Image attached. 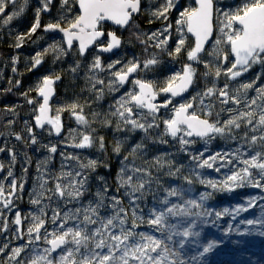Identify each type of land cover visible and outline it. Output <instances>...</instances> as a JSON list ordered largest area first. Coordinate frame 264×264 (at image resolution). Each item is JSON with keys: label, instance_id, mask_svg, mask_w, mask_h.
Masks as SVG:
<instances>
[{"label": "rangeland", "instance_id": "rangeland-1", "mask_svg": "<svg viewBox=\"0 0 264 264\" xmlns=\"http://www.w3.org/2000/svg\"><path fill=\"white\" fill-rule=\"evenodd\" d=\"M155 1L142 0L140 16L142 22L137 26L136 40L128 39L121 51L113 55H103L95 47L94 50L89 51L86 57H81L78 46L68 49L64 37L59 33L41 31L38 35L36 30L35 33L29 35L30 29L36 22L37 10L41 9V6L35 5L33 0L15 5L0 19V47H2L0 53V96H3V99L0 97V149H3L0 151V164L3 165V168L0 169V186H3L5 197L11 200V204L8 206L0 202V264L14 263L11 261L6 263L3 260L7 259L13 239L21 242L19 247H25V251L15 260V264H30L37 254H43L44 248L50 247L44 242L43 229H41V240L34 241L32 245L28 244L27 229L33 223L32 216L38 215L39 208L44 205H48L45 208L48 214V222L45 227L48 232L54 231L55 228L50 221L52 209L59 207L61 215H63L69 209L80 208L82 218L83 209H87L90 204L95 207L99 201L97 193L104 197V206L98 210L100 217L106 219L114 214L111 198L117 197L122 201L121 206L127 211L130 223L132 208L135 205L130 203L132 198L125 194L131 189L121 186L122 169L125 177H133V182L138 179L150 180V183L145 185L143 198L136 200V205L139 206L136 208L137 215L144 216L145 219L148 218L150 209L160 210L167 207L161 201L166 197V190L172 188L180 190L183 195L168 197L170 205L184 206L186 200H196L203 205L199 209H192L193 213H201L199 216L169 218V223H180L181 230L195 222L196 227L193 231L200 233L199 237L187 238L183 248L180 247V241L185 238L173 236L172 241L165 239V243L169 247L170 260H175L176 264H180V261H183L184 264H264V235L261 234L264 233V224L249 225L247 223L249 220H264V188L245 184V186L237 187L232 191L214 190L200 182L201 180H213L218 182L219 187L220 182L224 181L227 176L245 167L240 163L238 157L249 159L257 152L264 154V142L259 139L255 144L250 142L253 136L259 137L264 134V131L256 124L260 113L257 114L258 111L254 109L253 112L256 116L253 117V125L242 122L240 129L233 130L231 138L219 135L210 140L208 138L197 140L193 137H185L194 141L188 146H182L179 143V137L173 139L170 135H166L163 123L164 120L171 117L173 106L191 100L193 96H197V93L213 85L223 88L225 83L229 86V92L236 95V89L241 84L255 82L252 89L240 90V106L221 105L217 97L213 96L211 98L213 107L202 112L199 104L200 97H197L192 110L197 111L201 118H207L212 122L218 120L221 125L231 116L237 114L236 111L229 113L227 109L252 111L253 107L249 108L248 105L254 99L252 94L257 92L258 88L263 87L261 78L264 66L259 63L254 64L252 72L237 81L228 80L223 71L219 79L212 75H204L206 72L205 63L212 62L213 65L218 63L223 70L230 67V63L234 60L229 54V62L223 63L216 61L211 55L215 39L221 35L217 12L220 13V19H222L224 11L234 10L245 0H213L215 36L206 52L200 56V63L187 59V52L195 47V40L187 32L186 25L183 26L185 43L181 46L182 50L178 55H169V52L174 51L178 42L176 37L170 34L175 29L163 37L159 36V40H164L170 35L171 38L168 39L167 44L169 40L175 39L170 50L166 49L165 45L156 47L155 44L158 41L155 37L149 39L153 33H161V25L169 27L173 18L179 19L181 11L187 8H196L194 0H184L182 6L175 12L173 10L176 6L170 9L167 12V20L164 17L158 18L152 15L155 10L153 6ZM166 2L167 0H165V5ZM62 4L63 0L58 6L59 16L64 14V10H60ZM14 12L18 15L14 16L10 22L4 23L5 18ZM41 15L40 11L39 21ZM19 37H23V40L20 41ZM5 43L7 44L5 45ZM18 43L21 44L20 47H17ZM220 47L228 51L227 44L222 43ZM60 49L64 51L61 52ZM38 53L41 54L42 63L33 67L34 58ZM153 55L158 61L164 62L162 63L165 69L160 70L157 64L147 69L143 68V62ZM97 56L101 60L103 70L92 68ZM115 61H120V63L109 70L107 66ZM130 61H139L141 68L135 72L127 86H120L117 91L107 93L103 88L104 83H97L99 80L105 82L106 77L111 81L113 79L112 72L124 67ZM185 64H192L196 69L192 92L181 99H174L170 94L159 92V88L171 76L182 72ZM45 76L60 77L55 80L56 97L52 102V118H55L57 109H66L70 104H77L79 106L77 112L80 109L83 110L82 114L87 119V124L79 123L70 110H63L60 112L61 125L64 127L62 135L57 136L51 125H47L43 131L38 130L35 123V116L38 112L35 110L42 103V99L35 88ZM257 77H259L258 80ZM135 79L153 84L159 97L158 101L153 103L162 105L166 100H172V104H169L167 108L161 107L157 113L155 123H158L159 127L150 128L147 132L141 129L133 131L131 125H124L120 117L113 115L117 106L116 102L122 96L129 91H138V87L133 84ZM28 99H32L34 103L29 104ZM204 102L205 104L210 103L208 99H205ZM256 103L260 102L256 101ZM243 106L246 108L244 109ZM222 108L225 110L221 111ZM141 111L147 116V120H141V122L151 121V116L146 109L137 110V116L134 118L140 119ZM207 111H211V116L206 115ZM254 126L257 127L255 132L251 130ZM28 129H32L35 134L37 141L35 144L32 143V135ZM83 135H89L92 138V147L76 148L73 146L79 142ZM17 136H20L21 139H17ZM101 138H103V148L100 147ZM117 145L120 146L119 153L115 151ZM136 145H141V147L133 153ZM52 146L57 149L55 153L49 151ZM236 149H240L239 154H235ZM218 152L221 154L233 153L234 155L228 157L232 163L222 164L218 160L212 168H199L197 161L192 160L193 154L203 153V156L200 157L202 160ZM13 155H15V160H13ZM89 161L97 162L95 168L81 167V165H87ZM216 167H220V170L216 171ZM136 168L146 169L151 174L150 177L135 172ZM178 168L179 171H177ZM9 171L12 172L11 176L8 175ZM252 172L254 179L259 178L258 170L252 169ZM68 173H71V176L67 175ZM76 173L81 175L77 177ZM84 177H87L84 194L71 203L66 204L67 198L62 200L47 191V189H54L56 183L67 186L73 178L83 180ZM185 177L191 179L192 183L189 184ZM13 181L16 182L17 193L9 196ZM42 183H44L45 196H51V200L42 198V204L37 206L31 201L41 191ZM261 183L264 184V181ZM21 185H23L22 190L20 189ZM67 190L71 191L70 188ZM204 193L211 195L201 201L200 197ZM136 195L139 196V193ZM2 199L0 198V200ZM252 200L255 203L250 207L249 201ZM239 207L247 208V210L235 214V210ZM225 209L228 210V213L224 212ZM19 211L22 212V223L18 226L15 224V218ZM205 212L211 213V215H203ZM217 212L222 215L217 217ZM5 225L7 230H5ZM71 225L72 221L66 226ZM98 226L99 224L89 227L91 229ZM135 232L164 238L146 223L140 224ZM213 241L216 242V247L201 256L203 248ZM34 249H39V253ZM81 253H84V249H81ZM61 254H63V248L57 253H52L49 259H53V264H57ZM80 258V256L76 257L77 260Z\"/></svg>", "mask_w": 264, "mask_h": 264}, {"label": "snow or ice", "instance_id": "snow-or-ice-1", "mask_svg": "<svg viewBox=\"0 0 264 264\" xmlns=\"http://www.w3.org/2000/svg\"><path fill=\"white\" fill-rule=\"evenodd\" d=\"M15 3V0H0V14H3L8 3ZM178 0H167L166 5L153 15L159 17H164L167 20V12L176 6ZM27 3V0H25ZM64 4H68V0H63ZM80 14L76 15L71 21H69L66 28L61 27L59 23L49 24L46 27L47 30H59L63 33L66 38L67 46L70 49L72 47L73 41H79V52L83 55L86 49L92 45L95 40L99 37L104 36V32L100 29L101 22L110 20L115 24L120 26H127L129 21L132 20L133 14L140 11V0H78ZM198 7L187 8L180 12V18L177 20V24L181 27L187 26V32L192 33L195 40V47L187 52V59L196 63H200L199 54L204 50V45L211 38L213 32V13L214 6L213 0H196ZM51 0H44L43 9L37 10V18L35 24L29 31V35L35 33L39 24V13L41 10L47 11ZM22 10V9H21ZM18 13L14 12L5 18L4 23L10 22L14 16ZM223 18L220 19V13L217 12V20L220 25L219 32L220 37H217L212 48L211 55L216 61H221L223 63H228L229 54L234 56V60L230 63V67L227 69L221 68L220 64L213 65L212 62L204 64L206 72L205 76L212 75L216 79L222 74L227 76L228 80H235L237 77L241 76L244 72H247L254 64H261L264 66V0H245V2L236 7L234 10L224 11L222 13ZM169 27L165 28V31H169ZM178 32L181 31L180 28L177 29ZM163 33H153L149 39L156 38L158 41L155 46L160 47L166 45L170 35L164 40H159V36ZM109 41L106 46L98 45V49L103 52H110L113 48L119 47L121 40L114 34L108 33ZM139 38V37H137ZM20 41L23 37L18 38ZM185 39L181 33V37L177 42L174 51L169 52V55H178L182 50V45H184ZM224 43L228 45V51H225L220 45ZM21 44L18 43L17 47ZM55 47V46H53ZM63 52V49H60ZM41 54L38 53L34 58L33 67L38 66L42 63ZM159 61L156 56L153 55L151 58L146 59L143 62V68L147 69L150 66L156 65ZM120 61H115L109 64L107 68L110 70L119 64ZM92 68L103 70V65L101 64L100 58L97 56L94 59ZM141 68V63L139 61H130L124 67L112 72L113 79L109 81L108 88L109 91H117L120 86H123L128 82V77ZM214 68V71H213ZM196 76V69L192 64H185L182 72H178L171 76L165 84L159 88V92L170 94L171 97H176L182 95L184 92L188 91L194 83V77ZM60 77L56 76H45L41 82H39L35 88L39 97L42 98V103L35 110L38 114L35 116L36 126L39 128H44L45 124L51 125L55 129V134L59 135L61 131V117L60 112L63 110H70L71 114L75 116L76 120L81 124H87L88 121L82 114L83 110L80 109L77 104H70L66 109H57L55 118L49 116L50 106L49 99L53 94V85L55 80ZM257 80L259 77L256 78ZM178 82V83H177ZM97 83L103 84V80L97 81ZM255 82L243 83L239 88L236 89V95H233L228 90V84L225 83L223 88H217L215 85L206 88V90L197 93V96H193L191 100L184 103H180L178 106H173L172 115L169 119L163 121L165 125V134L170 135L173 139L179 137V143L182 146H188L194 143L191 139H186L185 137H199L201 139L208 138L213 139L216 135L232 137V132L234 129H240L242 127V122L247 125H253V111H237L236 109H227L229 113L236 111L237 114L231 116L230 119L225 121L222 125L217 120L215 122L210 121L207 118H201V115L197 111L191 109L194 108V103L197 97H200L199 104L201 105V111L205 109H211L213 104L211 103V98L213 96L217 97L221 105L235 104L239 105L241 103V98L239 96L240 90H248L254 87ZM135 87H138V91H129L124 96H122L116 102V110L113 115L120 117L124 125H131V130L141 129L145 132L153 127H159L157 120V113L161 107L167 108L169 104H172V100H166L162 105H157L153 103L157 96V90L154 89L151 82H146L140 79H135L133 81ZM260 97L264 98V87L257 89ZM27 95V94H25ZM205 99L210 101L209 104H205ZM28 103L32 104L34 101L28 99ZM256 104V100L253 99L248 105L249 108ZM147 110V113L151 116V121L147 123L141 122V120H147V116L141 111L140 119L134 117L137 116V110ZM225 109H221L224 111ZM207 116H211V111L206 112ZM218 115V114H217ZM262 131H264V107H262L259 119L256 122ZM119 128V125L117 126ZM253 132L257 130L254 126L251 129ZM32 135V143L35 144L36 138L32 129H28ZM182 133V135H180ZM17 139H21L17 136ZM247 139V136H245ZM264 142V134L259 137L253 136L251 138V144H255L257 140ZM207 142V141H206ZM93 141L89 135H83L79 142L75 143L73 146L76 148H86L92 147ZM100 147L103 148V138L100 140ZM141 145H136L133 149L135 153L136 149H139ZM3 151V149H0ZM51 153L57 151L55 146L49 148ZM117 153L120 152V146L115 147ZM240 149L235 150V154H239ZM233 153H216L206 159H200L203 153L199 155H192V160L197 161V166L199 168H212L216 165L217 161L220 160L222 164H231L232 161L228 159ZM68 158V157H66ZM240 163L244 164L245 167L234 171L231 175L220 182L218 187V182L213 180H201L202 184H206L214 190H228L232 191L237 187H243L245 184H251L253 187L264 188V154L257 152L255 155L251 156L249 159H243L238 157ZM78 159V158H77ZM13 160H15V155H13ZM96 161H89L87 165H81V167L95 168ZM3 165L0 164V169ZM252 169L258 170L259 178H253ZM220 167H216V171H219ZM137 173H143L150 177V173L146 169L136 168L134 169ZM179 171V168L177 169ZM171 174V173H170ZM9 176L12 172L9 171ZM67 175L71 176V173ZM81 174L76 173L79 177ZM185 180L191 184L192 180L185 177ZM87 177L83 180H77L73 178L69 181L67 186H62L60 183H56L54 189H47L51 192L53 196H58L60 199H66V204L71 203L73 200H78L83 194L85 189V184ZM46 183V182H45ZM121 186L130 188V192L125 194L130 196L132 199L130 203L135 205L132 208L131 222L128 220L127 211L121 206L122 201L117 197H112V208L114 214L105 218L100 217L99 209L104 206V197L102 194L97 193L99 201L96 203L95 207L91 204L87 209H83V216L81 218V209H69L63 215L59 207L52 209V215L50 217L51 224L55 226L54 231L48 232L45 227L48 222V214L45 208L48 205H44L39 208V214L32 216V225L28 227V244L32 245L34 241H40L42 238L41 229L44 230L43 239L44 242L50 247L43 249V254H37L30 262V264H53V259H49L53 252L57 249L63 248V254L59 256L57 264H176L175 260H170L168 256L169 247L165 243L167 241H172L173 236H180L185 238L180 241V247H184V243L189 237H199L200 233L193 231L196 227V223L192 222L188 227H184L181 230L180 223H169L170 217H190L193 215L199 216L201 213H193V208H201L203 205L196 200H186L184 206L180 204H171L168 197H181L183 193L172 188L166 190V197L162 199L161 203L167 207L157 210L152 208L149 210L148 218L145 219L144 216L137 215L136 200L141 199L144 196V189L150 180L138 179L133 182L132 176H124V170H121L120 175ZM41 191L37 194L36 198L31 201L32 204L40 206L42 204V198L51 200V196H45L44 183L40 185ZM23 185L20 186L22 190ZM71 189L68 191L67 189ZM17 189L16 182L13 181L11 184V191L9 196L14 195ZM139 193V196L136 194ZM211 194L204 193L201 195L200 200H206ZM0 200L5 206L11 204V200L5 197L3 186H0ZM254 200L249 201V206H253ZM247 208L239 207L235 210V214L241 211H246ZM228 213V210H224ZM203 215H211V213L205 212ZM222 213L217 212L216 216H221ZM60 221L59 223H57ZM72 221L71 226H66ZM139 222V223H138ZM21 216L17 213L15 218V224L21 225ZM146 223L153 228L154 231L159 232L164 238H157L154 235L146 234L143 232L137 233L135 229L140 226V224ZM249 225L255 223L264 224V220L261 221H247ZM98 227L91 228V225H97ZM5 230L7 227L5 225ZM264 235V233H261ZM70 245V246H69ZM214 247H216V242H210L203 248L200 253L203 256L209 253ZM81 249H84V253H81ZM25 251V247H17L12 250V255L9 260H14L20 256L22 252ZM39 253V249H34ZM77 256L81 258L76 259ZM180 264H184L180 261Z\"/></svg>", "mask_w": 264, "mask_h": 264}, {"label": "flooded vegetation", "instance_id": "flooded-vegetation-1", "mask_svg": "<svg viewBox=\"0 0 264 264\" xmlns=\"http://www.w3.org/2000/svg\"><path fill=\"white\" fill-rule=\"evenodd\" d=\"M60 1L61 0H51V4L49 5V9L47 11L41 10L42 15H41V20L39 21L40 26L37 29L38 35H39V32H41V31L46 32L45 29H46L47 25H49V24L59 23L61 27L66 28L68 26L69 21H71L76 15L80 14V8H79L78 0H68V4L63 3L62 8L60 9V10H64V14L62 16H59L57 11L59 12L58 6L60 4ZM183 1L184 0H181L179 6H178V2H177L176 7L173 10L174 12L176 10H178L179 7L182 6ZM22 2H25V0H15V3H11V2L8 3L7 7L5 8L4 13L0 14V19L3 18L4 14L5 13L7 14V12L10 11V9L12 7H14L15 5L17 6V4L22 3ZM33 2L35 5L36 4L38 6L40 5L41 6L40 8L43 9L44 0H33ZM141 8H142V0H140V11H139V13L133 14L132 20L129 22V24L127 26H115L114 24H112L108 21L101 22L100 29L104 32V36H102V38L98 42H96L94 48L96 47V50L98 51V47H97L98 45L106 46L107 42L109 41L108 33H114L121 40V48L118 52L121 51L122 47L124 46L125 42L128 39L135 41L136 36L138 34L137 33V30H138L137 26H139V24H141V22H142L141 17H140L141 16ZM47 31H49V30H47ZM52 32L59 33L64 37L62 32H57V31H52ZM74 46L75 47L78 46L77 43H75ZM94 48H93V50H94ZM1 52H2V47H0V53ZM118 52H116V53H118ZM116 53H113V54H116ZM102 54L103 55H113V54H109L106 52H104ZM251 72H252V67L250 68V72L247 75H249ZM134 74H135V72L133 73L132 77L129 79L128 84L131 81V79L134 77ZM247 75H245V76H247ZM245 76H243L242 78H244ZM242 78H240V79H242ZM240 79H238V80H240ZM194 84H195V82H194ZM127 85H123V86H127ZM158 99H159V97H158ZM17 189H16L15 193H17ZM18 213L20 214V216H22L21 211H19ZM21 220H22V217H21ZM3 260L6 263H9L7 259H3Z\"/></svg>", "mask_w": 264, "mask_h": 264}, {"label": "bare ground", "instance_id": "bare-ground-1", "mask_svg": "<svg viewBox=\"0 0 264 264\" xmlns=\"http://www.w3.org/2000/svg\"><path fill=\"white\" fill-rule=\"evenodd\" d=\"M154 4H153V6H154V8H155V10H153V13H155V12H157L158 10H161L164 6H165V0H156L155 2H153ZM152 7V6H151ZM216 10V9H215ZM153 15V14H152ZM177 18H173V22H172V24H170L169 26H170V28H169V31H165V28L167 27L166 25H161V29H160V32L161 33H163V35H161V37H163L164 35H167V33L169 34L171 31H173L174 29V32L173 33H170L171 35H173L174 37H176L175 39H177L176 41H178L179 39H180V37H181V33L183 34V36H184V38H185V31H184V29H183V27H181L180 25H178L177 24ZM178 28H180L181 29V31L180 32H178L177 31V29ZM158 32V31H157ZM174 39V40H175ZM174 40L172 39V40H169V43L168 44H166L165 46V48L166 49H168V50H170V48L174 45ZM65 41V40H64ZM172 57V56H171ZM170 61H173L172 59H170ZM163 61H159L158 63H157V65H158V67H159V69L160 70H163V69H165L164 68V62L162 63ZM170 68H172V67H170ZM262 82H263V87H264V73H263V76H262ZM108 84H109V79H108V77H106V79H105V82H104V85H103V88H104V90L107 92V93H109V88H108ZM244 94V93H243ZM252 95H254V99L257 101V102H260V103H256L255 105H252V107H253V109H252V111L254 110V109H256L258 112H257V114L258 113H261V110L260 109H262V107H264V98H262V97H260V95L257 93V92H255V93H253ZM237 106H240V105H237ZM244 107V109L246 108L245 106H243ZM241 111H243V109L241 110ZM254 116H256V115H254ZM19 243H21L19 240H17V239H13L12 240V242L10 243V247H9V254H8V256H7V260L8 261H11V262H14L13 264H15V260L17 259H14V260H9V257H11V255H12V250L13 249H15V248H17V247H19L18 245H19Z\"/></svg>", "mask_w": 264, "mask_h": 264}, {"label": "water", "instance_id": "water-1", "mask_svg": "<svg viewBox=\"0 0 264 264\" xmlns=\"http://www.w3.org/2000/svg\"><path fill=\"white\" fill-rule=\"evenodd\" d=\"M180 2H181V0H178V6H179ZM194 2L196 3V0H194ZM196 5H197V7H198V4H197V3H196ZM213 6H214V3H213ZM137 13H139V12H137ZM106 21H108V22L114 24L115 26H120V25L115 24L113 21H110V20H106ZM129 22H130V21H129ZM212 24H213V32H212V36H211V38L206 42V44L204 45V50L199 54V56L203 55V54L206 52V50L208 49L209 45L211 44V42H212V40H213V38H214V36H215V28H214V13H213ZM49 31H57V32H60L59 30H49ZM189 34L191 35V37L194 38V40H196L195 36H194L192 33L189 32ZM101 38H102V37L97 38V39L95 40V42H94L92 45H90V46L86 49V51H85V53H84L83 55L80 54L81 57H86L87 54L89 53V51L93 50V48H94L96 42H98ZM64 40H65L66 47L68 48V46H67V42H66V38H65V37H64ZM75 43H77V45H78V47H79V41H78V40H74V41H73L72 47L75 45ZM72 47H71V48H72ZM71 48H70V49H71ZM120 48H121V44H120L119 47L113 48L112 51H110V52H106V53H109V54L116 53V52H118V51L120 50ZM68 49H69V48H68ZM98 51L101 52V53H104L103 51H100L99 49H98ZM232 57L234 58V56H232ZM249 72H250V69H249L247 72H244L241 76L237 77L235 80H231V81H236V80L242 78L243 76L247 75ZM132 75H133V73L128 77V81H129V79L132 77ZM127 84H128V82H126L124 85H127ZM193 88H194V83H193L192 87H190V88L188 89V91L184 92L182 95H179V96H176V97H173V98H174V99H181V98H183V97L189 95V94L192 92ZM55 97H56V89H55V83H54V85H53V94L51 95V97H50V99H49V106H50V109H51L50 112H49V116H50L51 118H52V112H53V110H52V102H53V100L55 99ZM40 98H41V97H40ZM41 99H42V98H41ZM157 100H158V96H156V99H155L153 102H156ZM191 110H192V109H191ZM191 110H190V111H191ZM47 125H48V124H45L44 128H45ZM37 127H38V126H37ZM44 128L42 129V128H39V127H38V130H39V131H43ZM54 132H55V129H54ZM63 132H64V127L62 126V127H61V131H60V134L57 135V136L62 135ZM170 137H171V136H170ZM193 138H196L197 140H203V139H201V138H199V137H196V136H193ZM204 139H205V138H204ZM59 250H60V249H57L56 252H53V253H57V252H59Z\"/></svg>", "mask_w": 264, "mask_h": 264}, {"label": "trees", "instance_id": "trees-1", "mask_svg": "<svg viewBox=\"0 0 264 264\" xmlns=\"http://www.w3.org/2000/svg\"><path fill=\"white\" fill-rule=\"evenodd\" d=\"M6 44H7V43H5V45H6ZM13 89H15V88L13 87ZM0 97L3 99V96H2V95H1ZM11 97H12V95H11ZM13 99H15V98L13 97Z\"/></svg>", "mask_w": 264, "mask_h": 264}]
</instances>
